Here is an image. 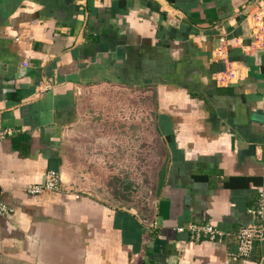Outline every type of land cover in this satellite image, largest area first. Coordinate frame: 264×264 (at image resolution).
Masks as SVG:
<instances>
[{"label": "crops", "instance_id": "1", "mask_svg": "<svg viewBox=\"0 0 264 264\" xmlns=\"http://www.w3.org/2000/svg\"><path fill=\"white\" fill-rule=\"evenodd\" d=\"M135 97L159 160L136 209L94 146ZM0 126V264H264L235 238L264 191V0H0ZM49 171L58 189L28 194Z\"/></svg>", "mask_w": 264, "mask_h": 264}, {"label": "rangeland", "instance_id": "2", "mask_svg": "<svg viewBox=\"0 0 264 264\" xmlns=\"http://www.w3.org/2000/svg\"><path fill=\"white\" fill-rule=\"evenodd\" d=\"M127 103V107L130 110L132 109V126L130 128L124 126L125 122L123 123V121L126 119L122 111L120 122L118 120L120 112L112 119H109L106 114L107 120L101 124L104 126L95 130L98 131L99 135L105 136L108 141L105 144H95L94 146H96L95 156L102 157L101 171L110 169L111 172L110 175L98 176V179L102 182L105 181L106 185L111 187L116 194L117 202L127 203L129 207L136 209L141 203L147 204V200L153 195L159 160L157 158L156 138L152 127H147L148 125H145L146 128L141 127L142 122L136 124L140 120L144 121L151 118L145 110L147 108L144 106V101L135 97L131 101L127 100ZM149 114L151 115L150 112ZM122 123L123 125H121ZM129 125L131 124L129 123ZM108 137H118L119 139L114 138L111 141ZM98 147L99 149H97ZM84 149H87L86 144ZM109 149H111V153L104 152ZM114 149L116 155L113 153ZM113 160H116V163ZM88 161H85L86 164ZM73 162L76 164V161ZM81 164L83 163L80 162L79 165ZM92 168L91 165L90 170H88L89 173L93 171ZM112 172H115V174L113 175ZM90 178L93 179L94 177L91 176Z\"/></svg>", "mask_w": 264, "mask_h": 264}, {"label": "built area", "instance_id": "3", "mask_svg": "<svg viewBox=\"0 0 264 264\" xmlns=\"http://www.w3.org/2000/svg\"><path fill=\"white\" fill-rule=\"evenodd\" d=\"M7 134L0 126V139ZM61 184V177L55 171H49L44 181L38 185H30L26 192L30 195H39L46 191H56ZM12 210L0 202V216L8 215ZM248 214L254 218L256 223L240 228L235 234L236 238V256L248 258L253 252L256 244L264 239V191H261L254 203V206L248 210ZM179 233L188 232L192 240L198 242L206 239L209 241H221L226 233L217 229L210 223H190L184 227L176 228Z\"/></svg>", "mask_w": 264, "mask_h": 264}]
</instances>
